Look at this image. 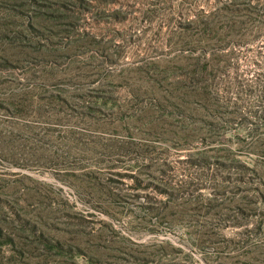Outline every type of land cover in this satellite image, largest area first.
<instances>
[{"label": "rangeland", "instance_id": "1", "mask_svg": "<svg viewBox=\"0 0 264 264\" xmlns=\"http://www.w3.org/2000/svg\"><path fill=\"white\" fill-rule=\"evenodd\" d=\"M229 1L0 0V264H264V23L211 32Z\"/></svg>", "mask_w": 264, "mask_h": 264}, {"label": "trees", "instance_id": "2", "mask_svg": "<svg viewBox=\"0 0 264 264\" xmlns=\"http://www.w3.org/2000/svg\"><path fill=\"white\" fill-rule=\"evenodd\" d=\"M259 1L260 0H254L253 4L248 5L250 2L249 0H230L214 11L219 21L214 26L208 27L211 29V32L213 31L215 33L219 30H221L222 33L230 32L231 34H236L241 31L242 33L247 32V36L251 35L252 31L257 30L250 29V23L254 24L257 21L258 26L256 25V27L264 23V14L257 10L262 9L258 7L260 5ZM218 26L219 28L221 26V29H218Z\"/></svg>", "mask_w": 264, "mask_h": 264}]
</instances>
